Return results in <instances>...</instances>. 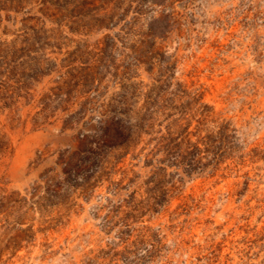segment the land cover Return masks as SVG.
<instances>
[{
	"label": "rangeland",
	"instance_id": "rangeland-1",
	"mask_svg": "<svg viewBox=\"0 0 264 264\" xmlns=\"http://www.w3.org/2000/svg\"><path fill=\"white\" fill-rule=\"evenodd\" d=\"M19 64L0 102V264H264V0H0V68ZM165 83L204 95L241 165L168 169L166 199L144 157L106 153L90 188L66 174L126 87L140 110Z\"/></svg>",
	"mask_w": 264,
	"mask_h": 264
},
{
	"label": "trees",
	"instance_id": "trees-1",
	"mask_svg": "<svg viewBox=\"0 0 264 264\" xmlns=\"http://www.w3.org/2000/svg\"><path fill=\"white\" fill-rule=\"evenodd\" d=\"M152 1L162 7L169 2ZM164 19L166 17L161 14L160 18L154 19V24L150 25L148 36L153 41L163 36L164 33L155 29V25ZM12 62H17V58ZM22 68L24 64L13 66L9 75L0 68V102L15 89L12 82L20 84L21 79L27 77L24 69L19 73L18 69ZM125 93H129L127 87L124 89L120 107L112 109V116L106 124L101 123L99 134L85 138L87 149L77 155V160H74L71 168L72 173L66 171L69 176L86 173V187L94 186L93 180L99 178L96 169H103L102 158L106 153L111 156L118 155L120 159H126L129 155L133 160L144 157V168L156 169L152 179L156 181L155 190L161 193L162 199L171 197L170 190L166 188L169 183L166 179L168 169L182 170L187 177L193 178L209 171L210 168L214 173L225 171L230 167V164H227L229 161L241 165L248 157L244 148L234 143V137L227 135L226 127L212 131L208 129L213 113L205 104L204 95L199 91L181 87L177 92H173L170 84L165 83L154 90V96L148 99L140 110L129 105ZM7 109L12 110V107L6 103L0 107L2 111ZM5 146L1 139L0 153L5 151ZM114 153L116 155H113ZM65 162L63 159L60 161L62 164ZM59 187L60 185H57V189Z\"/></svg>",
	"mask_w": 264,
	"mask_h": 264
}]
</instances>
